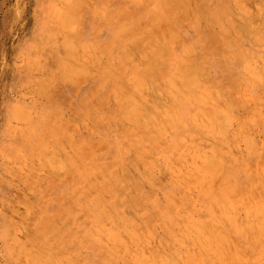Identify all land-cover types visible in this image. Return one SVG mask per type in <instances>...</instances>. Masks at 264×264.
<instances>
[{
    "label": "rangeland",
    "instance_id": "rangeland-1",
    "mask_svg": "<svg viewBox=\"0 0 264 264\" xmlns=\"http://www.w3.org/2000/svg\"><path fill=\"white\" fill-rule=\"evenodd\" d=\"M112 25L131 35L120 48ZM80 27L132 70L106 68L95 90L93 63L82 77L78 47L63 51ZM132 90L154 127L123 120ZM38 250L42 264H264V0H0V264Z\"/></svg>",
    "mask_w": 264,
    "mask_h": 264
},
{
    "label": "bare ground",
    "instance_id": "bare-ground-1",
    "mask_svg": "<svg viewBox=\"0 0 264 264\" xmlns=\"http://www.w3.org/2000/svg\"><path fill=\"white\" fill-rule=\"evenodd\" d=\"M102 14V12H101ZM161 17L159 15H157V17H155V22L157 24H159L161 22ZM103 19L105 20L104 23H106L108 21V19H106V17L104 16ZM174 21H168L170 23H174L176 24L177 23V20L174 18ZM151 22V21H149ZM167 27L165 28H161L163 33H165V35L167 36V32L166 29ZM86 29L83 27H80L77 31H75V34H73V36L71 38H68L66 41H64L65 43V48L63 49L64 52L67 51V53L70 55V53L74 50V48L77 46L78 47V50H79V53H81V57H82V61H73L70 66L72 68V70L74 71H78L80 73V75H85L86 72H87V67H85V63H82L83 61H88L91 63H93L92 65L93 68H94V72L96 73L95 75V79H93V84H94V88L95 90L96 89H100L102 88L101 84L99 81H97V78L102 76L104 71L106 70V68H108L111 72H115L116 75L115 76H119L122 75L123 76V73H127V71L129 70H132V66L129 64V63H125L122 65H119V63L117 61L119 60H122V55L117 52L118 54L116 55L115 53L114 54H111V53H108L105 49V47H97V48H94V49H90L87 47L86 44H83L82 43V40H85L84 38L85 37H88V36H92L89 34V32L85 31ZM119 34L122 36V39H125V41H127L128 39H130L131 35L130 34H127V32H122L121 29H119V27L117 25H112V29H111V38H112V43L117 47V48H120L118 47L119 45V42L117 41V37L119 36ZM169 34L171 35V33L169 32ZM81 35V38H78L79 36ZM75 37H76V41L77 39L79 41L75 42ZM83 37V38H82ZM95 37V35H94ZM162 37H164V35H162ZM93 38V37H92ZM153 56H154V59L156 60H160L162 57H161V52L159 51H150ZM108 55V56H107ZM107 57V61L106 62H103V57ZM70 59H67V61H69ZM81 62V64L79 63ZM117 62V63H116ZM70 63V62H69ZM149 65V62H145V68L148 67ZM193 66L192 64H190L188 67L184 68L183 69V73L185 74V77H184V81L182 82L183 85H185L184 87L186 86H189V82H191L193 80V78L195 77L196 73L193 71L194 70V67H191ZM176 69V68H175ZM83 77V76H82ZM90 79V75L85 79L86 81H88ZM106 80L108 83L112 84L114 82L113 79L111 78H107L106 77ZM170 84H172V80H169L168 81ZM187 84V85H186ZM145 89V88H143ZM132 93L130 94V98H131V105L129 106L130 108L126 111V113L122 116L123 120L127 119V121L131 120L135 125L137 124H145V126H149V127H154L156 125L155 122H158L157 118L156 117V114L157 112L155 111H152L150 112L149 115L146 116V114L143 113V111H141L140 109V105H141V99L139 96H136L135 91L132 90L131 91ZM116 94V93H115ZM114 96H117L115 95ZM154 99V98H153ZM150 102V101H148ZM153 102V100H152ZM146 107V106H145ZM147 109V107H146ZM145 109V110H146ZM148 111V110H147ZM163 111H164V115L168 116L165 112V109L163 108ZM154 115V117H153ZM112 116V114H111ZM108 116L106 117V119H112L113 116ZM77 119L80 121L81 118L80 117H77ZM114 119V118H113ZM58 157V156H57ZM203 198H208L207 195H204ZM218 207V206H217ZM219 208V207H218ZM155 210H159V208L156 206L155 207ZM210 213H207L206 212V218H198V219H195L194 222V228L197 227V226H200L201 223H204L205 221H210V222H213V219L211 216H209ZM113 216L114 213L113 211H111L110 209H105L102 213H101V216L105 219L106 217L108 218V216ZM95 218H93V216H90V217H86L85 221L87 223H93L95 227H97L98 230H100L98 228V226L100 225L99 222H101L100 220H98L97 218H99V216H94ZM97 217V218H96ZM34 220V219H33ZM175 220V219H173ZM172 220V221H173ZM216 225V224H215ZM214 225V227H216ZM221 226V225H220ZM186 227H189V226H185L182 230L183 232H185L186 230ZM191 229H194L193 227H190ZM182 232V233H183ZM227 233V228H225L224 225H222L220 228H219V234L220 235H225ZM112 235H115L114 233H111ZM138 236V234L134 233L133 234V237H136ZM103 242V241H101ZM95 245H98L96 242H95ZM108 244L106 243H101L100 247L99 248H102V252H105L104 253V256L106 257V262H111L113 260V254L110 250V247ZM97 248V247H96ZM171 250V249H170ZM42 252L40 250H38V252L36 253V255L34 256L33 258V255H31V263L30 264H42L44 262V258H43V255L41 254ZM162 253V252H161ZM167 253V252H166ZM171 253V252H170ZM172 256V255H171ZM173 259H175L174 261H176V259H179V257H174ZM87 261H92L91 258H88L86 259ZM50 263V262H49ZM91 263V262H90ZM51 264V263H50Z\"/></svg>",
    "mask_w": 264,
    "mask_h": 264
}]
</instances>
